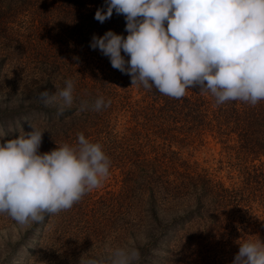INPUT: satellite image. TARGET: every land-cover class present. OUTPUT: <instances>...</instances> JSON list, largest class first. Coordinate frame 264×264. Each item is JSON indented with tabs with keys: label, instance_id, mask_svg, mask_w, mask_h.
Listing matches in <instances>:
<instances>
[{
	"label": "trees",
	"instance_id": "1",
	"mask_svg": "<svg viewBox=\"0 0 264 264\" xmlns=\"http://www.w3.org/2000/svg\"><path fill=\"white\" fill-rule=\"evenodd\" d=\"M59 1L77 19L75 31L83 40L67 53L62 49L59 56L47 53L36 60L33 72L9 80L0 74V118L9 119L15 134L20 126L31 131L32 123L45 130L42 145L48 149L75 144L81 132L100 142L119 181L115 211L104 202L106 221L117 217L118 230L152 238L145 245L151 249L160 248L153 240L165 235L161 264H232L239 242L264 240V101L255 107L240 101L218 106L199 87L174 99L131 85L130 75L90 47L93 35L108 30L126 37L125 17L113 11L105 22L96 20L97 8L106 10L105 0ZM5 62L0 58V68ZM68 79L74 81V103L58 115V105L46 106L39 93L54 94ZM99 96L110 104L95 111L91 105ZM82 101L89 105L84 111ZM208 136L228 158L227 183L193 157ZM96 211L94 205L90 215Z\"/></svg>",
	"mask_w": 264,
	"mask_h": 264
},
{
	"label": "clouds",
	"instance_id": "2",
	"mask_svg": "<svg viewBox=\"0 0 264 264\" xmlns=\"http://www.w3.org/2000/svg\"><path fill=\"white\" fill-rule=\"evenodd\" d=\"M95 19L113 11L126 20L125 37L112 30L93 35L90 47L109 57L113 68L131 77V85L155 89L181 99L199 87L216 105L240 101L255 107L264 101V0H105ZM123 52V54H122ZM127 57V59H126ZM47 106L63 115L74 103V81L54 94L39 93ZM103 96L91 108L109 106ZM89 107L81 102L80 111ZM29 132L0 143V214L19 225L43 222L46 215L70 210L83 196L102 186L111 160L100 142L83 132L75 144L39 151L45 130L33 123ZM3 137V136H0ZM232 264H264V240L239 242ZM139 248L117 247L109 257L81 259L80 264H135Z\"/></svg>",
	"mask_w": 264,
	"mask_h": 264
},
{
	"label": "rangeland",
	"instance_id": "3",
	"mask_svg": "<svg viewBox=\"0 0 264 264\" xmlns=\"http://www.w3.org/2000/svg\"><path fill=\"white\" fill-rule=\"evenodd\" d=\"M75 25H78L77 19L59 0H0V58L6 61L0 74L6 79L9 75L23 76L37 70L34 62L47 53L59 56L62 49L67 53L74 42L84 38L82 33H76ZM47 43L51 48L45 46ZM60 44L65 46L57 48ZM22 129L20 126L15 134L9 119L0 118V136H3L0 143L17 138ZM51 150L48 144H41L39 149L41 153ZM192 153L227 183L226 169L230 166L218 142L205 137L204 143ZM116 172V169L110 171L100 188L85 194L70 210L48 215L43 222L22 226L6 214H0V264H80L82 258H107L113 249L131 246L139 248L144 259L141 264L163 263L165 235L153 240L160 248L151 249L145 245L152 238L140 232L130 235L118 230L117 217L106 221L109 212L104 202L111 207L119 191ZM94 205L97 211L106 212L101 218L97 211L90 215ZM112 207L115 211V205Z\"/></svg>",
	"mask_w": 264,
	"mask_h": 264
}]
</instances>
